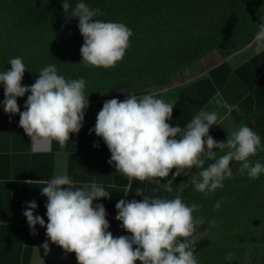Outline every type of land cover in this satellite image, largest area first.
<instances>
[{
    "label": "clouds",
    "instance_id": "1",
    "mask_svg": "<svg viewBox=\"0 0 264 264\" xmlns=\"http://www.w3.org/2000/svg\"><path fill=\"white\" fill-rule=\"evenodd\" d=\"M67 14L70 4H62ZM102 15L99 9H90L83 2L76 3L69 17L78 18V28L84 43L80 49L85 66L112 68L121 61L128 49L132 30L119 22H104L94 19ZM252 40L255 54L264 52V22ZM11 67L0 72V83L4 87V112L19 114L21 127L36 146L50 147L57 141L61 149L66 147L71 133H79L85 119L89 100L85 95V79H66L58 74L55 64L42 68L34 84L22 85L26 71L20 57L9 61ZM27 96L24 111L17 103L18 97ZM103 95V94H102ZM230 113H240L239 105L218 101ZM173 104L157 98L156 92L142 96L128 95L123 101L117 98L107 100L98 112L94 128L96 136L106 143L116 173L123 174L129 181L123 192L127 195L132 182L152 180L166 192L173 191V180L193 167L202 169L200 180H193L196 191L214 192L223 188V181L232 176L230 162H241L240 171H247L251 179L264 173V164L249 162L258 150H264L261 137L250 127L241 124L227 136L226 141L217 142L209 135L210 128L218 121L216 112L201 110L186 129L179 125L170 126L166 121L172 118ZM179 137V138H177ZM98 147V143L94 144ZM219 150L222 155H218ZM211 163H208V162ZM207 163V167H205ZM176 169L172 179L161 184V178L169 176ZM30 183V181H27ZM41 194L47 197L46 216L34 215L38 205L28 203L23 212L27 223L35 234L36 225L46 228L51 243L65 253H75L78 264H197L193 252V240L189 239L198 221L193 212L200 205H186L179 196L168 198L149 197L142 201L119 200L115 207V219L121 227L131 233L129 236L113 237L108 231L103 204H93L100 198H111L105 186L91 183L77 188L66 174L54 175ZM135 194H144L137 188ZM217 202L214 208H219ZM182 238V239H181ZM136 246L135 248L133 246ZM41 247L45 255L50 251L48 241Z\"/></svg>",
    "mask_w": 264,
    "mask_h": 264
},
{
    "label": "rangeland",
    "instance_id": "2",
    "mask_svg": "<svg viewBox=\"0 0 264 264\" xmlns=\"http://www.w3.org/2000/svg\"><path fill=\"white\" fill-rule=\"evenodd\" d=\"M178 3L183 4L182 9ZM156 5L152 16H130L127 11L99 19L123 23L132 30L130 46L115 67L97 68L81 62L84 39L78 20L41 30L37 40H32L33 32L19 28L21 25L0 30V72L10 69L12 58L20 57L26 67L24 86L34 84L42 68L55 64L58 74L66 79H85L88 100L137 95L204 74L244 49L253 40L257 25L264 22V0H172V9L165 7L167 3ZM71 22H77L76 26ZM0 100H4L2 83ZM249 162L264 164V150ZM229 167L232 176L223 181V188L211 193L196 191L192 181L201 179L200 169L173 180V191L166 198L179 196L188 206L200 205L199 211L193 212L198 223L191 236L194 242L204 244L194 252L197 264H263L264 173L251 179L246 170L240 171L241 162ZM217 202L220 207L214 208Z\"/></svg>",
    "mask_w": 264,
    "mask_h": 264
},
{
    "label": "crops",
    "instance_id": "3",
    "mask_svg": "<svg viewBox=\"0 0 264 264\" xmlns=\"http://www.w3.org/2000/svg\"><path fill=\"white\" fill-rule=\"evenodd\" d=\"M251 42L244 49L213 65L194 79L177 86L155 89L136 96L156 92L157 98L173 104L172 118L166 121L170 126L179 125L182 129H186L187 124L201 110L214 111L218 114V125L214 124L209 131V135L214 140L226 141L228 135L244 124L261 137L262 143L264 140V52L255 54V46ZM128 95L113 98L123 101ZM113 98L89 100L90 104L85 111L80 132L71 133L63 149L59 147L57 141H53L50 147L34 145L19 127V114L5 113L3 100H0V264H78L75 253H65L62 248L48 240L46 228L36 225L33 234L23 215L28 203L35 201L38 207L34 215H39L44 218L45 223L48 222L45 207L47 197L41 194V189L45 185L41 183L50 181L54 175L66 173L77 188L91 183L105 186V190L111 193V198H100L93 204L104 205L106 219L110 224L108 231L114 238L132 235L121 227L122 222L115 219L118 214L115 205L119 200L142 201L145 195L167 197L168 192L162 187L158 192L153 191L158 187L155 181L159 178L134 180L132 187L128 189L129 193L125 195L123 192L128 187V179L123 174L116 173L114 165L108 163L111 153L103 139L94 132L90 133L89 130L94 128L103 103ZM26 100L27 98L17 100L21 111L25 110ZM218 101L239 105L241 111L237 113L233 109L229 113ZM96 143L98 147H94ZM216 151L218 155L223 154L219 150ZM256 156L257 154L250 158ZM198 170L200 169L196 167L191 170L185 169L178 177L187 176ZM175 172L176 169H173L168 177L161 178V184L171 180ZM137 188L143 190L144 194L137 196L135 194ZM189 239L192 240L191 237ZM45 241H48L50 248L47 255L41 247ZM203 246V242H195L193 252ZM136 264H140V261H136Z\"/></svg>",
    "mask_w": 264,
    "mask_h": 264
},
{
    "label": "trees",
    "instance_id": "4",
    "mask_svg": "<svg viewBox=\"0 0 264 264\" xmlns=\"http://www.w3.org/2000/svg\"><path fill=\"white\" fill-rule=\"evenodd\" d=\"M171 1L172 0H67L70 4V9L66 14L62 7L64 0H0V30L7 28L13 29L17 25H21L19 28H25L33 32L31 36H34V39L32 40H37V38L41 36L39 35L41 30L56 25L64 26L67 25L66 23L68 21H78V18L68 16L71 14L72 8H74L76 3L83 2L88 5L90 9H99L102 15H98L94 17V19L104 20L110 14L116 17L117 15L126 14L127 11L130 16H135L136 13L143 16H152V14L156 12V4L164 6V3H167L165 7H170L172 9V6H169ZM178 5V9L183 8V4L178 3ZM204 6L206 9L209 8L208 4ZM239 7L245 8L242 4H239ZM178 9H174V11L179 12ZM160 11H162V8L159 9V12ZM234 21L235 19L231 20L232 23ZM72 22L71 26L75 27L77 22L75 25ZM210 23L212 24L213 22Z\"/></svg>",
    "mask_w": 264,
    "mask_h": 264
}]
</instances>
